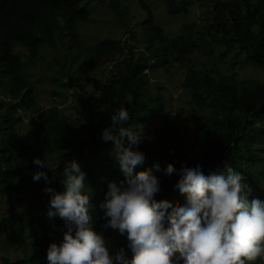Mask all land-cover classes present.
Listing matches in <instances>:
<instances>
[{"label":"trees","instance_id":"obj_1","mask_svg":"<svg viewBox=\"0 0 264 264\" xmlns=\"http://www.w3.org/2000/svg\"><path fill=\"white\" fill-rule=\"evenodd\" d=\"M136 1L145 16L129 26L124 23L128 6L121 0L108 3L123 20L130 40L106 39L98 47L84 48L78 27L90 19L91 12L82 4L83 0H0V197L19 192L31 196L25 210L0 215V246L17 245L23 253L14 261L3 255V264H47L48 245L53 240H62L63 234L47 221L45 208L49 207L51 194L43 189L50 185L56 191L63 190L62 172L66 162L73 159L87 173L86 180L93 179L92 163L102 158L103 150L113 147L100 134L110 124L111 112L120 106L129 110L128 123L134 128L145 130L151 122L156 124L154 139H143L138 145L145 160L135 170L160 165L157 175L162 190L157 199L167 200L173 208L185 203L183 194L174 191L178 179H169L163 173L168 163L177 171L199 163L205 173L231 165L251 188L250 198H264V189L256 180L257 175L264 178V80H239V72L234 69L229 73L213 72L201 60L221 48L225 57L244 55L248 62H241V67L246 63L264 67V0H211L204 23H188L172 38L156 20L148 1ZM164 1L171 12L188 11L190 7L188 0ZM141 44L145 48H135ZM17 46L27 50L33 65L45 56L46 47L52 49L60 72L68 77L57 78L60 84L56 93L63 92L65 87H81L84 80L77 74L80 70L74 74L67 66L80 58L86 61L89 56L102 55L116 64L110 69L108 82L99 88L102 98L75 90L74 111L78 114L75 117L58 104L50 107L39 104L35 83L24 74L25 62L15 51ZM205 46L213 50L204 52ZM124 49L126 53L120 60ZM57 54L64 57L62 62ZM177 64L185 70L184 85L193 89L192 101L199 108L188 115V120L196 128L195 146L200 158L194 157L185 143L178 113L170 105L171 92L163 83H152L146 71ZM100 102L106 104L102 114L97 113ZM30 127L38 128L37 142L23 134ZM46 149L59 151V160L50 165L52 168H45L48 182L43 178L33 181L32 173L38 169L31 161L36 156L43 159ZM259 166L262 168L258 170ZM111 173L112 178L100 181L104 190L109 181H116L115 176L124 179L118 163ZM91 199L96 206L94 228L102 229L106 237L112 236L116 250L125 247L130 258L126 233L103 228L100 201L95 194ZM54 220L66 230L60 217L55 216ZM256 264L264 261L258 260Z\"/></svg>","mask_w":264,"mask_h":264},{"label":"clouds","instance_id":"obj_2","mask_svg":"<svg viewBox=\"0 0 264 264\" xmlns=\"http://www.w3.org/2000/svg\"><path fill=\"white\" fill-rule=\"evenodd\" d=\"M111 122L100 138L112 142L111 154L124 179L112 180L99 207L103 210V228L126 233L127 248L112 251L103 231L94 228L93 189L87 173L77 160L66 162L62 172L63 190L50 185L47 215L60 217L66 226L63 238L47 248V264H256L264 261V198L251 197V188L240 171L231 165L209 169L197 163L177 171L168 163L163 173L177 178L175 193L185 203L173 208L161 192L158 163L135 170L143 164L145 153L138 145L144 139L143 128H134L129 110L120 106L111 112ZM136 146V147H134ZM33 181L49 177L52 168L36 156ZM155 168L156 171L153 169Z\"/></svg>","mask_w":264,"mask_h":264},{"label":"rangeland","instance_id":"obj_3","mask_svg":"<svg viewBox=\"0 0 264 264\" xmlns=\"http://www.w3.org/2000/svg\"><path fill=\"white\" fill-rule=\"evenodd\" d=\"M111 0H83L82 4L86 5L90 12V19L83 23L82 26L78 27L79 38L85 47H98L102 41L106 39H123L130 40L127 34L126 27L123 26V20H121L108 6ZM128 6V13L125 16L124 23L129 26L135 22H140L145 16V11L141 8L138 1L136 0H121ZM152 8L156 20L163 27L165 32L168 34L169 38H172L180 34L185 25L193 22L204 23L208 11L211 8V0H188L190 2V7L188 11L183 12H171L164 0H147ZM258 1V0H257ZM76 47V46H75ZM138 48H145L144 44L135 46ZM213 49L209 46L204 47V52L210 53ZM15 51L18 52L25 62L24 64V74L34 81L37 92V100L40 105H45L46 107L58 104L61 109H64L67 114L77 116L78 114L74 111L75 104L77 103V98L75 95V90L83 91L92 97L102 98V93L100 91V86L105 84L109 80L110 69L115 68L116 64L113 61H109L108 58L102 55L89 56L86 61L80 58L71 68L74 74L76 70H80L77 74L83 76L84 82L81 83V87L71 86L63 88V92L56 93L55 90L58 88L60 83L56 82L59 76H64L65 80L68 79L66 74H62L59 69V65L56 63L53 54H51L52 49L46 47L44 49L45 56L40 57L43 62H39L33 65L28 57L27 50L21 46H17ZM221 48H216L212 51L211 55L202 57V62L213 72L221 71L223 73H229L231 69L239 72L238 79H248L254 78L259 80H264V67H256L252 63H246L241 67L240 63L247 61L244 55L236 57L234 54L229 56H223ZM85 53V49L83 50ZM195 51L194 53H197ZM126 50L120 52L119 59L123 58ZM201 54V53H199ZM60 62L64 60L62 54H57ZM119 60V61H120ZM86 62L87 65H83ZM248 62V61H247ZM227 64V65H226ZM233 64L235 66L233 67ZM149 73L152 83L160 82L163 83L165 88L171 92L172 98L170 100V105L173 107V112H177L178 123L182 129L183 137L186 145L189 146L191 154L200 158L201 153H197L198 147L195 146V134L196 128L188 120V115L195 114L198 112L199 108L193 103L192 99L194 96V91L192 88H188L184 85V74L185 70L180 65H171L167 69H159L153 72V70H146ZM67 90V91H66ZM106 104L100 102L97 109L98 114H102L105 111ZM151 126H147L148 129H143L144 140L154 139L155 137V125L152 122ZM26 136L33 137V142H37L39 138L38 128L30 127L23 132ZM111 149L103 150L101 159L92 163L93 179L86 180L88 184L92 187L93 193L97 199L101 202L104 198V193L106 190L100 184L102 178H112L111 173L112 168L117 165V161L111 154ZM46 156V161L49 165L54 164L59 160L60 152L57 150L49 149L44 151ZM262 166L258 167V170ZM117 182L120 181V175L114 177ZM256 180L260 186L264 189V178L256 176ZM184 196V195H183ZM31 196L27 192L13 193L9 196L0 197V215L7 212H14L25 210L28 205ZM185 198V197H184ZM36 200L39 197H35ZM99 202V204H100ZM47 211L48 209L45 208ZM47 221L52 224V227L57 228V232L63 234L65 229L59 227V225L54 220L55 216L49 217L46 215ZM98 231H103L99 229ZM104 233V231H103ZM105 238L111 242L112 251L116 250V244L114 239L111 237ZM17 246V245H16ZM13 248L12 244H7L5 246H0V264H3L2 256H7L10 261H14L16 257L23 256L22 248Z\"/></svg>","mask_w":264,"mask_h":264}]
</instances>
